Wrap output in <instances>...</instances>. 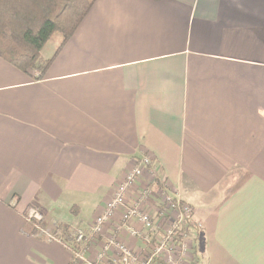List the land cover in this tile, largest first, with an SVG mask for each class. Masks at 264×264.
Returning a JSON list of instances; mask_svg holds the SVG:
<instances>
[{
  "label": "crops",
  "instance_id": "crops-1",
  "mask_svg": "<svg viewBox=\"0 0 264 264\" xmlns=\"http://www.w3.org/2000/svg\"><path fill=\"white\" fill-rule=\"evenodd\" d=\"M54 34L40 78L0 57V264H84L26 209L89 232L143 157L132 191L152 213L160 187L191 206L194 264H264V0H94ZM119 217L87 258L117 234L141 255Z\"/></svg>",
  "mask_w": 264,
  "mask_h": 264
},
{
  "label": "built area",
  "instance_id": "built-area-1",
  "mask_svg": "<svg viewBox=\"0 0 264 264\" xmlns=\"http://www.w3.org/2000/svg\"><path fill=\"white\" fill-rule=\"evenodd\" d=\"M152 167L149 157H143L137 164L130 168L122 181L117 183L110 199L101 214L92 221L89 232L76 229L71 240H66L61 232L48 233L44 231L40 222L43 220L41 211L34 206L26 209L25 219L32 222L34 228L45 234L49 241H58L69 249L73 262L84 264H180L186 259L190 264L194 254L189 250V239L193 230L201 228V224L192 219V208L177 197H171L160 187L153 191L155 197L161 202L159 208L152 213V207L146 199L152 189L144 188L133 192L132 188L140 181L145 168ZM120 217L115 228L125 229L133 237L140 239L145 249L138 255L123 242L117 234L107 237L95 259L86 256L89 244H95L97 238L103 233L104 226L113 221L115 213ZM140 223L142 230L132 227L131 221ZM113 251L114 254L108 255ZM173 257H176L175 259Z\"/></svg>",
  "mask_w": 264,
  "mask_h": 264
},
{
  "label": "trees",
  "instance_id": "trees-1",
  "mask_svg": "<svg viewBox=\"0 0 264 264\" xmlns=\"http://www.w3.org/2000/svg\"><path fill=\"white\" fill-rule=\"evenodd\" d=\"M93 2L0 0V57L23 72L36 70L43 76L51 61L41 58L44 44L54 33L60 34L62 44L67 41ZM28 223L31 232L37 233L34 224ZM57 229L66 240H71L73 233L67 226L58 225Z\"/></svg>",
  "mask_w": 264,
  "mask_h": 264
},
{
  "label": "rangeland",
  "instance_id": "rangeland-1",
  "mask_svg": "<svg viewBox=\"0 0 264 264\" xmlns=\"http://www.w3.org/2000/svg\"><path fill=\"white\" fill-rule=\"evenodd\" d=\"M56 35V37H58L57 35H60L59 33H56V34H54V36ZM55 39L56 38H52V41H55ZM51 43L53 44V42H50V45H51ZM40 73H39V71H36V70H33L32 71V75H31V78H33V79H37V78H40ZM43 221V220H42ZM42 221L40 222V224L42 223ZM74 232V231H73ZM72 232V233H73ZM50 233V232H49ZM174 259L176 258V257H173ZM190 264H194V260L190 263Z\"/></svg>",
  "mask_w": 264,
  "mask_h": 264
}]
</instances>
